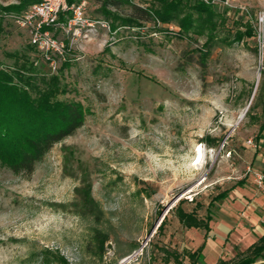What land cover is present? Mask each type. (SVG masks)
Listing matches in <instances>:
<instances>
[{
	"label": "rangeland",
	"instance_id": "1",
	"mask_svg": "<svg viewBox=\"0 0 264 264\" xmlns=\"http://www.w3.org/2000/svg\"><path fill=\"white\" fill-rule=\"evenodd\" d=\"M24 1L0 0V69L31 58L36 86L55 78L56 98L79 102L86 115L30 176L0 165V264H37L44 249L68 264H177L172 251L189 264L185 251L204 230L184 228L176 208L203 219L213 204L217 219L230 209L214 204L216 195L239 182L257 189L246 168L257 148L246 142L263 121L264 0H199L225 16L201 34L183 33L179 20L121 26L132 7H108L107 16L100 1L86 0L92 25L52 30L63 47L47 54L5 16L18 13L1 9ZM212 32L218 38L208 40ZM82 181L103 211L100 225L74 214ZM94 227L108 235L102 256Z\"/></svg>",
	"mask_w": 264,
	"mask_h": 264
},
{
	"label": "trees",
	"instance_id": "2",
	"mask_svg": "<svg viewBox=\"0 0 264 264\" xmlns=\"http://www.w3.org/2000/svg\"><path fill=\"white\" fill-rule=\"evenodd\" d=\"M35 0H25L19 5L1 8L20 13ZM107 16L108 7L114 9L122 5L132 7L129 16L120 20L121 26L138 24L139 21L169 23L179 20L183 33L201 34L202 30L213 29L217 18L225 19L222 6L215 7L199 0H98ZM191 1V2H190ZM142 4H146L143 6ZM114 17L110 29L117 27ZM216 34V33H215ZM214 32L208 40L218 38ZM37 74L31 58L16 60L8 69H0V165L14 174L30 176L38 164L55 145L80 129L85 120V109L79 102L59 101L55 88L57 80L51 79V84L44 89L36 86ZM69 154V153H68ZM74 214L82 220L91 219L94 225L102 223L103 211L91 195V186L86 181L74 189ZM226 196L225 192L214 197L213 202ZM212 203V202H211ZM210 205L206 208L205 217L198 218L193 212H185L179 207L175 210L178 222L187 229H204L209 231L208 223L212 220ZM91 238L100 256L104 253V245L108 235L94 227ZM264 237L248 250V255L235 262L219 261L218 264H254L263 259ZM174 263L180 264L181 258L176 252H166ZM189 264H196L199 255L185 251ZM37 264H68L65 258L52 250L44 249L39 253Z\"/></svg>",
	"mask_w": 264,
	"mask_h": 264
},
{
	"label": "crops",
	"instance_id": "3",
	"mask_svg": "<svg viewBox=\"0 0 264 264\" xmlns=\"http://www.w3.org/2000/svg\"><path fill=\"white\" fill-rule=\"evenodd\" d=\"M261 110L263 121L254 139L258 147L257 150H251L252 154L249 156L246 168L264 172V97ZM249 141L246 144L251 146L248 144ZM249 178H252L251 174ZM243 185V182H239L222 191L226 193V196L220 200L225 201L230 211L225 215L217 216V219L214 213L211 214L212 220L208 223L209 231L206 232L203 229L201 244L189 251L199 255L196 264L235 262L248 255V250L256 245L261 237H264V195L252 184L245 187ZM237 214L242 215V220L236 216ZM262 255L264 259V252ZM254 264H264V260H258Z\"/></svg>",
	"mask_w": 264,
	"mask_h": 264
},
{
	"label": "built area",
	"instance_id": "4",
	"mask_svg": "<svg viewBox=\"0 0 264 264\" xmlns=\"http://www.w3.org/2000/svg\"><path fill=\"white\" fill-rule=\"evenodd\" d=\"M86 0H35L26 10L18 14H5L18 26L27 28L32 37V44L48 52L61 53L62 43L55 39L52 30L69 32L73 27H81L85 24L92 25L84 18ZM263 22V18H260ZM80 29V28H79ZM261 61L264 58V38L258 39ZM50 52V53H51ZM253 148L257 144L252 140L248 142ZM247 171L251 174L257 189L264 195V172Z\"/></svg>",
	"mask_w": 264,
	"mask_h": 264
},
{
	"label": "bare ground",
	"instance_id": "5",
	"mask_svg": "<svg viewBox=\"0 0 264 264\" xmlns=\"http://www.w3.org/2000/svg\"><path fill=\"white\" fill-rule=\"evenodd\" d=\"M196 162L195 164H200L202 161V153H201V149L199 148L196 154Z\"/></svg>",
	"mask_w": 264,
	"mask_h": 264
},
{
	"label": "water",
	"instance_id": "6",
	"mask_svg": "<svg viewBox=\"0 0 264 264\" xmlns=\"http://www.w3.org/2000/svg\"><path fill=\"white\" fill-rule=\"evenodd\" d=\"M250 103L248 104L247 108L249 107ZM247 108L245 109V111L243 112V114H241L240 119L245 115Z\"/></svg>",
	"mask_w": 264,
	"mask_h": 264
}]
</instances>
